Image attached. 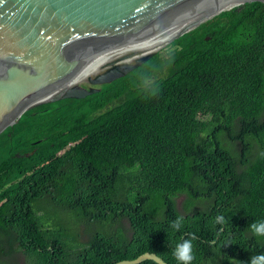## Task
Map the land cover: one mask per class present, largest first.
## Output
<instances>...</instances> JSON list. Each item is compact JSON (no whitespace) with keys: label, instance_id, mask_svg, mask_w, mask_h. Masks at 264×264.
<instances>
[{"label":"trees","instance_id":"trees-1","mask_svg":"<svg viewBox=\"0 0 264 264\" xmlns=\"http://www.w3.org/2000/svg\"><path fill=\"white\" fill-rule=\"evenodd\" d=\"M172 47L95 95L26 112L0 136V264L145 253L177 264L172 249L191 235L193 264L264 254L248 228L264 220V3L225 11ZM43 205L116 230L74 246L53 234ZM123 221L130 236L115 227Z\"/></svg>","mask_w":264,"mask_h":264},{"label":"water","instance_id":"water-1","mask_svg":"<svg viewBox=\"0 0 264 264\" xmlns=\"http://www.w3.org/2000/svg\"><path fill=\"white\" fill-rule=\"evenodd\" d=\"M254 2L264 0H0V136L30 110L127 77L206 13ZM146 261L167 264L154 253L117 264Z\"/></svg>","mask_w":264,"mask_h":264},{"label":"rangeland","instance_id":"rangeland-1","mask_svg":"<svg viewBox=\"0 0 264 264\" xmlns=\"http://www.w3.org/2000/svg\"><path fill=\"white\" fill-rule=\"evenodd\" d=\"M211 14L210 12L206 13L202 17H200L193 25V27L190 29V31L195 30L200 26V24H203L211 19L212 17H209ZM214 17V16H213ZM176 41V40H175ZM174 42V41H173ZM172 42V43H173ZM172 43L167 45L166 47L162 48L158 52L164 51V52H171L173 50ZM156 52V53H158ZM155 53V54H156ZM135 72V71H134ZM111 85V84H108ZM256 146H260L259 143H256ZM229 148H232L233 150H237V146L235 144H228ZM184 197H180L177 199V205L180 212L184 213ZM45 209V210H44ZM40 216H43L45 218L50 219V223L52 225V232L55 235L62 236L65 240L70 241L74 246L79 245V242L81 243H88L89 239L97 234H102L104 231H114L115 228H112L109 230V225H97L93 224L90 227H87L84 223L78 222L77 218H80L79 215H75L71 212H64L61 210L56 209L55 207L51 205H46V207L43 205V211L40 213ZM115 226V225H114ZM117 229L123 228L124 233L128 236L131 235V228L129 226V223L127 221L121 222L120 225L115 226ZM120 230H117V233ZM16 264H29V260L26 256L20 254L17 256Z\"/></svg>","mask_w":264,"mask_h":264},{"label":"clouds","instance_id":"clouds-1","mask_svg":"<svg viewBox=\"0 0 264 264\" xmlns=\"http://www.w3.org/2000/svg\"><path fill=\"white\" fill-rule=\"evenodd\" d=\"M184 223L183 217H177L174 221L170 222L169 228L174 232L180 231ZM214 224L223 225L227 223L225 217L222 215H217ZM250 231L256 237H264V220L255 221L249 227ZM194 235L189 236L187 239H183L180 242H177L172 249V255L177 261V264H193L195 260L194 247H193ZM250 264H264V254L251 256Z\"/></svg>","mask_w":264,"mask_h":264},{"label":"bare ground","instance_id":"bare-ground-1","mask_svg":"<svg viewBox=\"0 0 264 264\" xmlns=\"http://www.w3.org/2000/svg\"><path fill=\"white\" fill-rule=\"evenodd\" d=\"M236 4H238V3H236ZM233 5H235V4H232V5H230L229 7H231V6H233Z\"/></svg>","mask_w":264,"mask_h":264}]
</instances>
